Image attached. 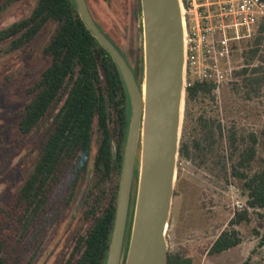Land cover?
<instances>
[{"label":"rangeland","instance_id":"1","mask_svg":"<svg viewBox=\"0 0 264 264\" xmlns=\"http://www.w3.org/2000/svg\"><path fill=\"white\" fill-rule=\"evenodd\" d=\"M88 1L94 17L122 51L127 63L135 69L137 81L143 87L141 0ZM31 7V0L0 5V32L28 18ZM56 28L55 23H46L31 43L23 44L19 49L13 47V39L0 41V214L10 206L33 172L46 139V118L27 134L21 132L19 121L33 98V85L48 66L43 51L51 42ZM245 49L246 42L232 43L231 64L220 65L224 78L215 84L211 97L192 104L194 116L189 138L196 135L193 128H196V119L200 115L220 120L226 132L234 128L245 138L255 133L259 142L257 157L250 168V172L254 173L264 168V89L258 97L248 99L241 87L238 72L247 63L264 67V62L261 58L250 61V55L245 56ZM189 80L191 84L197 82L195 77H189ZM224 145L227 153V142ZM97 146L96 141L94 150ZM140 151L141 148L136 159L120 264H125L129 249L138 192ZM228 168L226 177L212 164L178 157L177 180L167 230L168 252L181 250L192 264H239L248 258L264 264V246L259 245L258 236V233H264V208H249L243 181L232 175L230 165ZM90 169H93V158ZM74 177L70 169L64 172L44 212L34 221L28 225L27 222H10L0 264H75L80 256L77 244L86 236L93 221L91 216H85L84 203L96 181L90 172L86 173L71 194L70 183ZM88 185L87 195L80 203ZM104 188L105 185L99 186L95 194ZM237 200L243 202V211L247 210L250 216L249 221L236 226L242 243L223 253L211 255L209 249L213 242L224 230L231 228L230 221L241 212L237 210Z\"/></svg>","mask_w":264,"mask_h":264},{"label":"trees","instance_id":"2","mask_svg":"<svg viewBox=\"0 0 264 264\" xmlns=\"http://www.w3.org/2000/svg\"><path fill=\"white\" fill-rule=\"evenodd\" d=\"M20 1L0 0V5ZM31 3L30 16L0 32V41L13 39V47L19 49L23 44L31 43L46 23L57 25L51 42L43 51L48 66L33 85V98L19 121L24 134L43 118L47 119L48 126L33 172L12 201L13 204L11 202L0 214V257L5 251V234L10 222H27L28 225L42 214L54 187L64 172L70 169L75 174L70 183L71 194L86 173L90 172L96 181L84 203L85 216H91L93 221L86 236L77 244L80 256L75 264H106L132 117L130 94L116 62L86 27L75 0H31ZM93 18L109 38L97 19ZM240 42H246L245 56L250 55V61L261 58L264 62V23L254 37ZM238 75L248 99L261 94L264 89V67L247 63ZM215 87L210 82H194L187 87L179 156L212 164L226 177L230 165L232 175L243 181L249 208L263 209L264 168L250 172L258 154L259 140L255 133L245 138L234 128L226 132L220 120L200 115L196 119V128H193L196 135L189 138L194 116L192 104L211 97ZM96 141L98 146L94 150ZM101 185H105V188L95 194ZM249 220L247 210L237 213L230 221L231 228L217 237L209 253L220 254L239 246L242 237L236 226ZM258 236L259 245L263 247L264 233H258ZM167 264L192 262L180 250L168 252ZM239 264L260 263L248 258Z\"/></svg>","mask_w":264,"mask_h":264},{"label":"water","instance_id":"3","mask_svg":"<svg viewBox=\"0 0 264 264\" xmlns=\"http://www.w3.org/2000/svg\"><path fill=\"white\" fill-rule=\"evenodd\" d=\"M86 27L116 62L132 103L115 225L106 264H120L137 155L138 192L125 264H167V230L177 180L186 106L185 25L181 0H141L144 86L91 15L76 0ZM144 89V90H143ZM87 190L80 203L84 201Z\"/></svg>","mask_w":264,"mask_h":264},{"label":"built area","instance_id":"4","mask_svg":"<svg viewBox=\"0 0 264 264\" xmlns=\"http://www.w3.org/2000/svg\"><path fill=\"white\" fill-rule=\"evenodd\" d=\"M185 25V76L219 84L221 63L231 64L232 43L255 36L264 23V0H181ZM237 210L245 205L237 200Z\"/></svg>","mask_w":264,"mask_h":264},{"label":"flooded vegetation","instance_id":"5","mask_svg":"<svg viewBox=\"0 0 264 264\" xmlns=\"http://www.w3.org/2000/svg\"><path fill=\"white\" fill-rule=\"evenodd\" d=\"M75 1H76V0H75ZM86 3H87L88 9H89L91 15L94 17V14H93V11H92V9H91V7H90L89 1L86 0ZM77 8H78V7H77ZM127 61H128V60H127ZM129 64H130V63H129ZM130 66H131V69L133 70V72H134V74H135L136 79H137V73H136L135 69L132 67L131 64H130Z\"/></svg>","mask_w":264,"mask_h":264},{"label":"bare ground","instance_id":"6","mask_svg":"<svg viewBox=\"0 0 264 264\" xmlns=\"http://www.w3.org/2000/svg\"><path fill=\"white\" fill-rule=\"evenodd\" d=\"M144 90V89H143Z\"/></svg>","mask_w":264,"mask_h":264}]
</instances>
